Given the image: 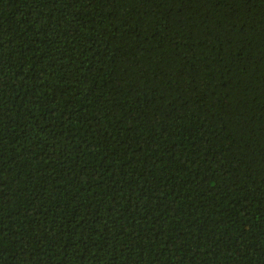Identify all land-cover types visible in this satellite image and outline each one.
Here are the masks:
<instances>
[{"label": "trees", "instance_id": "obj_1", "mask_svg": "<svg viewBox=\"0 0 264 264\" xmlns=\"http://www.w3.org/2000/svg\"><path fill=\"white\" fill-rule=\"evenodd\" d=\"M0 264H264V0H0Z\"/></svg>", "mask_w": 264, "mask_h": 264}]
</instances>
